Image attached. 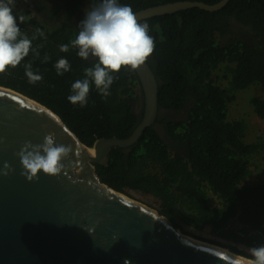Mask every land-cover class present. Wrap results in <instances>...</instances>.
Wrapping results in <instances>:
<instances>
[{"label": "trees", "instance_id": "obj_1", "mask_svg": "<svg viewBox=\"0 0 264 264\" xmlns=\"http://www.w3.org/2000/svg\"><path fill=\"white\" fill-rule=\"evenodd\" d=\"M177 1L212 5L221 0H118L134 12ZM97 2L88 0V9ZM13 14L30 39L36 29L44 35L32 40V49L19 66L0 74V86L53 111L88 148L100 138L128 137L143 113V104L138 115L131 108V100L143 99L135 73L122 69L108 97H102L93 85L87 105L73 106L67 99L70 89L65 86L66 76L64 80L58 76L56 80L29 84L24 64L31 63L34 72L44 75L51 72L48 65L62 55L83 79L84 70L94 61L79 58L78 50L71 47L67 53L60 51V45L69 44L78 31L70 19L51 28L32 17L30 11L22 13L23 23L16 8ZM142 22L148 23L155 42L146 62L158 82V110L186 109L187 117L184 121L160 122L171 145L153 125L132 147L111 150L107 166L95 164L99 179L124 195L136 192L150 197L158 213L182 234H188L187 228H208L236 243L249 245L256 239L264 243L254 234H264V181H249L250 158L264 146L244 142L247 125L243 119L227 120L235 92L252 85L264 92V0H231L216 13L190 9ZM235 26L244 28L247 34L234 37L231 28ZM219 69L229 78L227 88H221L212 78ZM250 104L255 116L264 120V95L251 98ZM79 109L82 121L70 118ZM72 119L78 120L76 128L69 122ZM176 184L191 185L192 189L182 191L177 199L171 188ZM209 194L218 199L219 205H211ZM230 225H235L243 237L228 230ZM231 251L248 256L235 247Z\"/></svg>", "mask_w": 264, "mask_h": 264}, {"label": "water", "instance_id": "obj_2", "mask_svg": "<svg viewBox=\"0 0 264 264\" xmlns=\"http://www.w3.org/2000/svg\"><path fill=\"white\" fill-rule=\"evenodd\" d=\"M230 1H177L135 13L140 22L190 9L216 13ZM76 19L72 25L79 31ZM134 73L142 117L128 137L100 138L92 148L53 111L0 86V169L6 162L15 170L0 177V264H232L233 255L240 256L182 234L157 211L99 179L95 164L107 166L111 150L132 147L159 113L152 69L146 62ZM48 132L55 133L57 143L72 146L71 163L64 162L65 174L41 173L29 183L14 153L25 141L42 143Z\"/></svg>", "mask_w": 264, "mask_h": 264}, {"label": "clouds", "instance_id": "obj_3", "mask_svg": "<svg viewBox=\"0 0 264 264\" xmlns=\"http://www.w3.org/2000/svg\"><path fill=\"white\" fill-rule=\"evenodd\" d=\"M16 0H0V74L9 68H16L29 55L32 40L43 36L40 29L30 39L17 24L13 14ZM20 16V23L24 22ZM77 49V56L85 61L93 59L91 67L84 70V78L71 84V94L67 97L73 105L85 107L90 88L94 85L102 97L110 95V88L122 69L135 72L153 54L155 42L149 34L147 22H140L130 5H122L118 0H99L86 10L85 18L79 24L78 35L69 44H61L60 51L67 53L69 48ZM47 62L48 57H45ZM57 75L70 71L67 59L60 58L54 64ZM25 76L29 84L43 78L32 70L31 63L24 64ZM4 143L0 139V144ZM71 145L57 143L55 133L48 132L40 144L25 141L14 155L21 165L20 175L27 182H36L39 174L56 178L65 174V161L71 163ZM15 170L4 163L0 177L7 178ZM91 233V232H90ZM248 256L232 257V264H264V245L247 250Z\"/></svg>", "mask_w": 264, "mask_h": 264}, {"label": "rangeland", "instance_id": "obj_4", "mask_svg": "<svg viewBox=\"0 0 264 264\" xmlns=\"http://www.w3.org/2000/svg\"><path fill=\"white\" fill-rule=\"evenodd\" d=\"M25 10H27V7L20 6L18 8L19 16H22V13ZM216 40L218 41V39H216ZM58 57H59L58 59L65 58L62 55H59ZM68 62L70 64V71L65 72L63 75H57L56 70L54 68V64L56 63V61H53L52 64L48 65L51 72L44 74V75H41V76L43 77V82L50 81L51 79L56 80L57 78H59L58 76H60V78H63V80H64L65 79L64 76H66L65 86L70 89L69 93L71 94V84L74 83L77 79H80V71L77 68H74L71 65L69 60H68ZM5 73H2L1 75L5 74ZM224 75H225V73L222 69L216 70L212 74V78L215 80L217 85H219L221 88H227L228 87L229 78L224 77ZM135 90L137 93L136 95H139L140 94L139 87H137V89H135ZM263 95H264V92L261 91L259 86L252 85L245 90H240V91L235 92L234 93V100L228 106V118H227V120L231 121V120L243 119L247 125V130H246L245 136H244V142L245 143L258 142V143H262L264 146V120H260L255 116L253 109H252V106L250 104L251 98L262 97ZM139 98H138V100L135 98L134 100L130 101L132 111L137 115L140 114V111H141V109L139 108ZM96 100H98V99H96ZM98 101L102 104V102L100 100H98ZM58 106H60V109H61L62 104L60 102H58ZM80 115H81V110L79 109V111H77L75 113V115L70 117V118H79V120L82 121ZM179 119H180V121H184L186 119V117L184 115L183 117H181ZM174 120H176V119H173V121ZM69 122L72 123L73 128H76L78 125L77 119H72ZM250 167L252 169V175H251L249 181L250 182L264 181V149L260 153L253 155L250 158ZM171 188H172V191L174 192V194L176 195L177 199H180L181 198V192L186 190V189H192V186L191 185L176 184V185H173ZM126 196H129L131 199L137 201L138 203L157 211L156 206L154 205L153 200L150 197L142 196L141 194L136 193V192H129L126 194ZM209 196L211 199V205H213V206L219 205L218 200H216L210 194H209ZM186 230L188 232V234H187L188 237L193 238V239L198 240V241H201V242H204V243H207V244H211L210 242L213 241L215 243H218V245H216V244H211V245L220 247V248L227 250L231 253H233L231 251V248L235 247L238 251L245 252L248 255L247 250L249 248L264 245V243L260 242L258 239H256L255 241H253L249 245L243 244V243H238V242L236 243L231 238L219 236L217 234L212 233L208 228H205L202 230L187 228ZM228 230L234 231L237 235H239L240 237H243L242 235H240V233H237L238 229L236 228L235 225H230ZM233 254H235V253H233ZM236 255H238V254H236Z\"/></svg>", "mask_w": 264, "mask_h": 264}, {"label": "flooded vegetation", "instance_id": "obj_5", "mask_svg": "<svg viewBox=\"0 0 264 264\" xmlns=\"http://www.w3.org/2000/svg\"><path fill=\"white\" fill-rule=\"evenodd\" d=\"M20 6L27 7V10L30 11V15L32 17H36L37 19H41L47 27H55L60 24L67 22L69 19L73 21V17L77 15V23L85 18L86 10H88V0H16L15 8L18 10ZM76 11L72 9L77 7ZM24 11V12H25ZM43 13V14H42ZM43 15L45 18H43ZM48 17H51L52 20H49ZM234 31L233 36L246 35L247 30L242 27H234L231 28ZM143 99L139 98V108L142 109ZM187 117L186 109L180 112L173 111H160L157 116V122H155L154 127L158 131V133L165 138L163 125L160 123L161 121L169 122V121H180L179 118ZM167 144L171 145L170 142L165 138Z\"/></svg>", "mask_w": 264, "mask_h": 264}, {"label": "built area", "instance_id": "obj_6", "mask_svg": "<svg viewBox=\"0 0 264 264\" xmlns=\"http://www.w3.org/2000/svg\"><path fill=\"white\" fill-rule=\"evenodd\" d=\"M216 199V198H215ZM216 200H218V199H216ZM218 203H219V201H218ZM213 206V205H212ZM256 236H258V237H260L263 241H264V234H260L259 232H255L254 233Z\"/></svg>", "mask_w": 264, "mask_h": 264}, {"label": "bare ground", "instance_id": "obj_7", "mask_svg": "<svg viewBox=\"0 0 264 264\" xmlns=\"http://www.w3.org/2000/svg\"><path fill=\"white\" fill-rule=\"evenodd\" d=\"M88 151H89V153H91V154L93 153V149H89ZM225 251H227V250H225ZM228 252H229V251H228Z\"/></svg>", "mask_w": 264, "mask_h": 264}]
</instances>
